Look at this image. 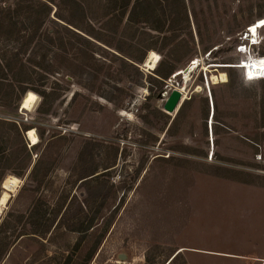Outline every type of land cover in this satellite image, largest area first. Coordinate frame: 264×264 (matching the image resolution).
<instances>
[{"label":"rangeland","instance_id":"1","mask_svg":"<svg viewBox=\"0 0 264 264\" xmlns=\"http://www.w3.org/2000/svg\"><path fill=\"white\" fill-rule=\"evenodd\" d=\"M147 1L153 6L139 8L136 19L142 48L120 45L115 36L104 39L108 46L89 35V41L82 39L78 31L101 30V24L77 16L70 26L74 33L63 34L70 44L66 52L53 49L46 55L47 49L30 48L22 55L39 64L35 85L56 92L58 100L50 114L38 112V95L30 109L0 107V118L34 130L39 139L23 178L11 171L0 184L2 195L7 178L20 180L0 217V224H8L0 246L12 242L0 264H169L180 252L176 239L188 220L181 242L196 239L240 254L257 241L251 236L264 227V216L254 213L249 194L235 197L217 184L264 188V164L256 158L264 147V80L249 81L238 68L248 56L264 58V28L257 46L247 37L249 26L264 18V0ZM144 12L150 24H165L163 33L148 29ZM52 29L48 23L42 33ZM143 46L154 48L146 61L150 52L166 65L170 53L182 56L169 78L159 81L146 64L140 67L145 75L124 66L116 49L139 58L147 50ZM193 61L198 68L183 84L185 75L176 73ZM222 75L226 82L211 84L213 76L222 81ZM174 88L184 99L170 115L163 106ZM5 132L0 168L22 150V140H11L10 129ZM23 139L30 149L27 134ZM197 182L192 215L189 195ZM236 198L241 204L233 206ZM40 205L50 220L62 206L46 237L34 234L44 227L34 212ZM19 215L22 222L16 223ZM196 258L198 264H245L219 254ZM182 259L172 264H184Z\"/></svg>","mask_w":264,"mask_h":264},{"label":"trees","instance_id":"2","mask_svg":"<svg viewBox=\"0 0 264 264\" xmlns=\"http://www.w3.org/2000/svg\"><path fill=\"white\" fill-rule=\"evenodd\" d=\"M152 6V3L149 1L145 2V0H0V107L18 110L19 105H21L26 96L32 95L37 99L40 96L42 103L38 112L50 114L53 104L58 100V94L56 92L47 93L35 85L39 79L38 76H40L38 73L39 64L34 61L26 62L22 60V55H25L30 48H32V51L37 49L38 52L47 49L46 55L54 50L66 52L65 49L70 44L68 40L66 41L63 34L65 32L74 33L70 26L74 27V21L77 16L91 24H101V30H96L94 26H91L88 32L75 26L76 29L80 30L76 34L82 39H87V35H89L94 40L108 46L104 39L108 36H115L119 39L118 43L120 45L130 47L133 44L142 48L141 41L137 39V32L140 30L136 20L137 15H139L138 10L139 8H144L149 11ZM157 12L159 10L155 9L153 17L158 16ZM148 17L149 12H144V23L148 29L163 33L165 24L160 20H158L159 25L150 24ZM48 23L53 24L56 28L48 31L50 35L42 33ZM167 45L168 43H166ZM146 49L145 53H140L139 58L133 57V54L125 52L122 48H117L116 50L120 53L125 67H130L140 75H145L140 70V67L146 61L147 51L154 48L148 46ZM46 55L43 57L44 61L47 60ZM169 56L171 61L167 65L166 63L164 64L165 61H160L154 70L161 82L174 73L176 64L182 57H175L174 53H170ZM51 61L49 60V62ZM7 129L11 130L12 136H9L11 140H22V150L19 157L9 155L5 164L0 168V184L6 174L11 171L18 178H23L32 166L33 150L37 148V145H34L29 149L23 139V136L25 137V134L31 129L0 118V149L4 150V145L7 143L4 140L7 135L5 132ZM40 136L42 137V135ZM36 169L37 164L33 167L31 175L35 174ZM91 176L92 174L87 175L85 178ZM99 176L86 180V182L94 181ZM35 208L34 212L39 216V221L37 220L36 222L44 227L34 234L46 237L53 227V223L56 221L62 206L57 212L53 213V216L56 215L53 220L48 218L51 215L49 212L44 211L41 205ZM22 219L23 216L19 215L15 221L16 223H21ZM90 228H93V221L86 231H89ZM7 230L8 224L3 221L0 224V235ZM17 238L19 239L20 235ZM11 244L12 242H5L0 246V263L7 254ZM94 251L89 254L88 260L92 259ZM178 257L183 258L184 264H187L180 253L173 255L169 264L176 261Z\"/></svg>","mask_w":264,"mask_h":264},{"label":"crops","instance_id":"3","mask_svg":"<svg viewBox=\"0 0 264 264\" xmlns=\"http://www.w3.org/2000/svg\"><path fill=\"white\" fill-rule=\"evenodd\" d=\"M198 186V182L194 184V187L190 189V195H189V210L193 215V212L191 210V194L194 192L196 187ZM217 186L220 187H227L230 190L233 191L234 196L237 197V193L246 191L249 195V203L252 207L255 209L253 210L255 214L260 213L261 216H264V188L252 186V185H243L237 182H230L225 181L224 183L217 184ZM235 199V198H234ZM240 199H237L233 201L232 205L237 206V204H241L239 201ZM254 217V214L252 212V218ZM190 226V220L186 223L185 227L179 232L177 235V246L179 252L185 259L187 264H198V258L196 256H213L215 254L219 255H225L234 258L235 261H240L245 264H264V227H260L257 232L254 233V235L251 236V240H257V241H251L249 244V250H246L245 253H227V252H220L215 250L214 248L208 247L205 245V243H201L196 239H191V241L181 242V238L183 236V233L188 230Z\"/></svg>","mask_w":264,"mask_h":264},{"label":"bare ground","instance_id":"4","mask_svg":"<svg viewBox=\"0 0 264 264\" xmlns=\"http://www.w3.org/2000/svg\"><path fill=\"white\" fill-rule=\"evenodd\" d=\"M260 20H264V18L259 19L258 21H260ZM257 22L250 25L249 28H251ZM262 28H264V27L257 28L255 35H253L251 32H249V29H248L249 34L247 35V37L249 36L252 38L250 40L252 46H257L259 44L258 34H259V30ZM253 40L256 41L255 44L252 43ZM262 59H264V58H262V57L256 58L253 55L250 57L248 56L242 62H240L241 65L238 66V68H241L245 71V76L249 81H255V80L264 78V66L260 65V61ZM159 61H160L159 55L155 52H150V55L146 61V66H147V68H149L151 70L155 69L157 67V64L159 63ZM197 68H198V62L193 61V63L189 67L188 72H186V71L184 73L177 72L176 77L180 76L181 74L185 75V78L183 80V84H188L190 77L197 70ZM249 75H251L254 78L249 79ZM225 77H226L225 75H222V81H220L219 77L213 76L211 78V84L215 85V84H218L220 82L224 83V82H226ZM180 89H181V86H180ZM181 91L185 95V91H183V89H181ZM33 99H34L33 96H31V95L27 96L21 104L23 106V108L30 109L33 106ZM183 99H182V101H183ZM27 136H28V139L30 140V143L33 146L37 145L39 143V139H38L36 132L34 130H29L27 132ZM19 184H20V180L16 177H9L5 180V182L3 184V193H2V195H0L1 196L0 197V217L3 213V208L7 205L8 201L10 199V195H14L17 192V190L19 188Z\"/></svg>","mask_w":264,"mask_h":264},{"label":"water","instance_id":"5","mask_svg":"<svg viewBox=\"0 0 264 264\" xmlns=\"http://www.w3.org/2000/svg\"><path fill=\"white\" fill-rule=\"evenodd\" d=\"M185 71L188 72L189 68L185 69ZM182 99L183 93L179 89L174 88L163 106L164 112L170 115L176 113L182 103Z\"/></svg>","mask_w":264,"mask_h":264},{"label":"snow or ice","instance_id":"6","mask_svg":"<svg viewBox=\"0 0 264 264\" xmlns=\"http://www.w3.org/2000/svg\"><path fill=\"white\" fill-rule=\"evenodd\" d=\"M260 27H264V20H260V21H258L255 25H253L251 28H249V32H251L253 35H255V34H256V30H257V28H260ZM245 39H247V37H245ZM252 43L255 44L256 41L253 40ZM239 50H240V51H245L244 48H241V49H239ZM260 65L264 66V59H262V60L260 61ZM253 78H254V77H252L251 75H249V79H253Z\"/></svg>","mask_w":264,"mask_h":264},{"label":"built area","instance_id":"7","mask_svg":"<svg viewBox=\"0 0 264 264\" xmlns=\"http://www.w3.org/2000/svg\"><path fill=\"white\" fill-rule=\"evenodd\" d=\"M258 163L264 164V147L260 148V152L256 155Z\"/></svg>","mask_w":264,"mask_h":264},{"label":"clouds","instance_id":"8","mask_svg":"<svg viewBox=\"0 0 264 264\" xmlns=\"http://www.w3.org/2000/svg\"><path fill=\"white\" fill-rule=\"evenodd\" d=\"M247 79V78H246ZM248 80V79H247ZM258 80H264V78L258 79Z\"/></svg>","mask_w":264,"mask_h":264}]
</instances>
